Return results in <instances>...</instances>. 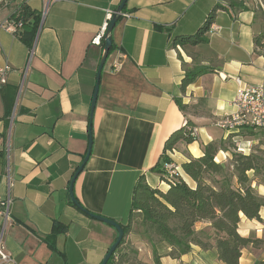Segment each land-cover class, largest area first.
<instances>
[{
  "label": "crops",
  "instance_id": "0c3cea01",
  "mask_svg": "<svg viewBox=\"0 0 264 264\" xmlns=\"http://www.w3.org/2000/svg\"><path fill=\"white\" fill-rule=\"evenodd\" d=\"M121 2L12 0L0 6V19L18 16L24 3L42 17L30 44L0 31V65L12 68L0 89V199L11 200L6 225L0 216V235L12 261L0 264L102 263L118 232L74 205L69 191L91 137L92 152L75 181V197L88 211L121 225L129 223L133 190L142 175L152 187L168 189L152 168L166 140L186 121L198 137L169 151L178 168L202 156L209 144L228 141L250 154L264 138L261 132L263 137L225 132L215 125L234 110L238 80L264 85V55L255 45L262 24L247 0L234 6L225 0H128L124 13L131 17L122 16L112 32L114 49L101 74L91 120L104 47L92 41L107 13H115ZM218 4L228 10L217 11L208 43L175 44L177 36L196 33ZM115 62L122 63L117 71ZM199 67L206 72L183 90L186 71ZM220 154L230 157L227 148L221 149L218 162ZM254 187L264 197V183L255 180ZM260 215L262 221L241 215L239 233L259 242L242 250L239 264L264 261V207ZM56 222L66 230L53 239ZM196 229L205 238L213 235L208 221L198 222ZM142 231L134 225L127 235L123 250L134 258L124 264H155ZM210 242V249L193 245L178 259L166 255L171 251L167 244H158L164 255L160 264H225Z\"/></svg>",
  "mask_w": 264,
  "mask_h": 264
},
{
  "label": "trees",
  "instance_id": "16d2710c",
  "mask_svg": "<svg viewBox=\"0 0 264 264\" xmlns=\"http://www.w3.org/2000/svg\"><path fill=\"white\" fill-rule=\"evenodd\" d=\"M235 2L231 0L228 4L234 6ZM238 6L247 9L244 4ZM219 9L228 10V7L224 4L216 5L196 33L177 36L175 44L187 47L208 43L207 35L216 21ZM17 18L24 23L23 32H19L17 36L30 44L40 26L41 14H37L24 3ZM255 45L264 55V33L255 37ZM113 49L114 43L110 52ZM205 72L206 69L200 67L188 69L182 82V89L185 90ZM178 104L185 110V105L181 102ZM189 128H193L190 121L172 133L166 140L163 154L152 168V171L168 184V189L163 191L152 187L145 175L137 180L133 190L129 223L122 225L125 236L107 264H124L134 258L132 253L123 250L126 249V237L134 225L143 229L141 233L146 235L151 243L155 264H160L164 256L157 250L158 244L161 243L171 248L167 256L178 259L189 253L193 245L210 249L213 246L210 242L212 239L221 261L225 264H239L242 250L250 244L259 242L258 239L242 236L238 228L242 214L249 219L262 221L260 211L264 207V197L254 187V181L264 183V141H261L250 154L233 152V157L227 164L217 161L221 147L216 143L209 144L202 156L191 158L180 165L181 173L169 176L165 168L167 163L172 162L169 151H172L180 141L192 143L196 140ZM73 204L76 205L74 202ZM200 221L211 223L213 228L211 237L205 238L203 233L197 231L196 224ZM65 230V225L56 222L50 238L54 239ZM49 244L56 249L53 241H49ZM135 263L146 264L142 261ZM259 264H264V261Z\"/></svg>",
  "mask_w": 264,
  "mask_h": 264
},
{
  "label": "built area",
  "instance_id": "2783aa9c",
  "mask_svg": "<svg viewBox=\"0 0 264 264\" xmlns=\"http://www.w3.org/2000/svg\"><path fill=\"white\" fill-rule=\"evenodd\" d=\"M12 0H0V6H7ZM114 13L108 12L106 20L101 28L100 33L93 39L92 44L97 46L103 45V40L106 36V31L110 24V21ZM124 17H131L128 13H122ZM24 28V23L16 17L0 19V31L5 30L14 34H18ZM216 29L214 25L211 27V31ZM122 63L115 62L113 65L114 70H119ZM12 68L8 65H0V89L8 83V76ZM239 87L236 92V96L232 102L234 110L225 113L219 117L216 122L218 128L225 130L226 132H240L246 130L258 131L264 135V85H244L241 80H238ZM187 125V121L185 123ZM192 137L198 135L196 128H189ZM238 151L243 150L238 148ZM166 171L169 176L178 174L179 168L173 163H167L165 165ZM9 184L12 185V179L10 172L8 171ZM11 200L0 199V216L5 218V225L9 218V208ZM4 225V226H5ZM0 260L2 262L12 261L11 255L8 252L5 243L2 240V234L0 235Z\"/></svg>",
  "mask_w": 264,
  "mask_h": 264
},
{
  "label": "water",
  "instance_id": "95a60500",
  "mask_svg": "<svg viewBox=\"0 0 264 264\" xmlns=\"http://www.w3.org/2000/svg\"><path fill=\"white\" fill-rule=\"evenodd\" d=\"M127 2H128V0H122L120 5L118 6L116 12L114 13V15H113V17H112V19L110 21V24L108 26V29L106 31V36H105V39H104L103 53H102V56H101V60H100V64H99V70H98V80H97V85H96V89H95V93H94V97H93V102H92L91 120L93 119L94 110H95L96 103H97V98H98V93H99V88H100L101 74H102L103 68H104V66H105V64L107 62V59H108L109 54H110V50H111L112 45H113L112 32L114 30L115 25L120 20V18L122 16V13L124 12V8H125ZM92 144H93V139L91 137L90 138V145H89L88 153L85 156L81 166L76 171L74 177L72 178L71 183H70L69 191H70V196H71L72 201L76 204V206L78 208H80L83 212L87 213L92 218H95V219L100 220V221H102V222H104L106 224H109V225L113 226L117 230V232H118L117 239L114 242V244L110 247L107 255L105 256L104 260L101 263V264H107L109 262V260L111 259V257L113 256V254L117 251V248H118L119 244L121 243L122 239L125 236L124 229H123L122 225L119 222H117V221H115V220H113L111 218H108V217H105V216H102V215H99V214L92 213V212L88 211L87 209H85L82 206V204L77 200V198L75 197V194H74L75 181H76L78 175L82 172L83 168L85 167V165H86V163H87V161H88V159H89V157L91 155Z\"/></svg>",
  "mask_w": 264,
  "mask_h": 264
},
{
  "label": "rangeland",
  "instance_id": "374dc122",
  "mask_svg": "<svg viewBox=\"0 0 264 264\" xmlns=\"http://www.w3.org/2000/svg\"><path fill=\"white\" fill-rule=\"evenodd\" d=\"M226 2H230L231 0H225ZM235 1H237V2H245L246 0H235ZM247 2H249V4L251 5V6H253L254 8H255V10H256V18L258 19V21H260L261 22V24H262V33H264V0H250V1H248L247 0ZM264 53V52H263ZM219 119V118H218ZM217 119V120H218ZM217 120H216V122H217ZM216 122H215V125H216ZM218 127V126H217ZM223 130V129H222ZM225 131V130H224ZM226 132V131H225ZM246 132H256L255 134H257L258 136H260L259 134H260V132H258V131H252V130H246V131H244V133H246ZM198 137V135L196 136V138ZM260 137H263L262 135L260 136ZM195 138V137H194ZM195 138V139H196ZM262 141H264V138L262 139ZM216 144H218L220 147H221V149H225V148H227L228 150H229V155H230V157H227V159H223V155L222 154H220V156H219V160H220V162L221 163H229L230 161H231V159H232V153L233 152H238V148L236 149L235 148V146L234 145H230L229 144V142L228 141H226V142H224V141H218ZM230 145V146H229ZM228 147H231V148H228ZM240 152V151H239ZM243 153V152H242ZM180 169V168H179ZM181 170V169H180ZM180 170H178V171H176V172H182V171H180ZM115 254V253H114ZM116 256V255H115ZM116 258V257H115ZM136 264V263H135ZM137 264H139V263H137Z\"/></svg>",
  "mask_w": 264,
  "mask_h": 264
},
{
  "label": "bare ground",
  "instance_id": "6f19581e",
  "mask_svg": "<svg viewBox=\"0 0 264 264\" xmlns=\"http://www.w3.org/2000/svg\"><path fill=\"white\" fill-rule=\"evenodd\" d=\"M124 13V12H123ZM122 17V16H121Z\"/></svg>",
  "mask_w": 264,
  "mask_h": 264
}]
</instances>
